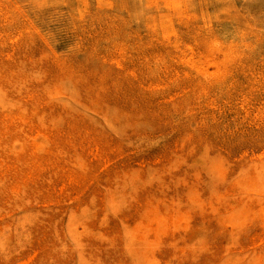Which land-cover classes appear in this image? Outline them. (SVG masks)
Returning a JSON list of instances; mask_svg holds the SVG:
<instances>
[{
  "label": "rangeland",
  "instance_id": "374dc122",
  "mask_svg": "<svg viewBox=\"0 0 264 264\" xmlns=\"http://www.w3.org/2000/svg\"><path fill=\"white\" fill-rule=\"evenodd\" d=\"M0 264H264V0H0Z\"/></svg>",
  "mask_w": 264,
  "mask_h": 264
},
{
  "label": "bare ground",
  "instance_id": "6f19581e",
  "mask_svg": "<svg viewBox=\"0 0 264 264\" xmlns=\"http://www.w3.org/2000/svg\"><path fill=\"white\" fill-rule=\"evenodd\" d=\"M20 93V92H19ZM45 108V107H44ZM43 118V117H42ZM194 127V126H193ZM86 168V167H85ZM187 174V173H186Z\"/></svg>",
  "mask_w": 264,
  "mask_h": 264
}]
</instances>
